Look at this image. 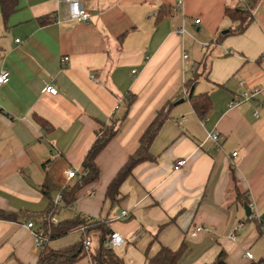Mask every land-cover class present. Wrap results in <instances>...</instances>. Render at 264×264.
<instances>
[{
	"label": "crops",
	"instance_id": "1",
	"mask_svg": "<svg viewBox=\"0 0 264 264\" xmlns=\"http://www.w3.org/2000/svg\"><path fill=\"white\" fill-rule=\"evenodd\" d=\"M84 5L86 23L57 19L66 0H18L7 22L0 5V71L10 72L0 87V211L13 215L0 219V264H38L44 248L81 239L77 230L39 248L27 224L40 229L58 194L77 182L64 173L84 169L97 136L111 127L118 132L97 157L98 179L55 222L77 215L107 222L123 239L113 251L125 264H148L162 246L184 247L179 264H212L221 252L227 264H264V0L239 35L227 33L239 23L226 14L239 0ZM195 75L194 94L212 103L205 120L183 94ZM253 88L261 93L232 106ZM169 103L153 161L136 166L112 202L108 187ZM90 241L73 264H94L97 241Z\"/></svg>",
	"mask_w": 264,
	"mask_h": 264
},
{
	"label": "trees",
	"instance_id": "2",
	"mask_svg": "<svg viewBox=\"0 0 264 264\" xmlns=\"http://www.w3.org/2000/svg\"><path fill=\"white\" fill-rule=\"evenodd\" d=\"M259 0H249L246 8H235L234 10L227 9L226 14L234 22H238L239 25L234 29H231L228 34L239 35L242 34L247 25L252 20V11ZM18 0H0L1 13L3 20L7 22L15 8L17 7ZM245 15V16H244ZM199 76L195 75L189 80L184 88L186 94L184 98L190 101L192 108L196 115L201 119L205 120L207 114L210 112L212 103L208 94H194L195 85L199 80ZM133 100H129L128 105H131ZM171 103L167 104L155 117L153 122L146 129L140 139L139 149L133 154L125 166L120 170L114 180L111 182L107 190V198L112 202H116L120 197V188L125 181L132 175L133 170L139 164L146 161H153L150 154V147L158 135L164 122L168 119V110L171 107ZM44 125L41 119H38ZM115 127L105 128L100 135L97 136L96 141L88 152L83 167L87 172V175L69 188L62 191V202L61 206L56 205L53 201L43 215L40 223V230H42L44 236L47 237L48 241L60 239L67 236L68 234L85 228L81 239L61 250H51L44 248V251L39 257L38 264H73L74 262L81 259L85 254V241L95 239L97 241V248L95 254L91 256L94 264H125L113 250L105 248L104 244L107 238L113 233L107 222L96 221L90 222L85 217L77 215L74 218L64 219L58 222H53L55 218L62 210L70 209L76 199V194L86 185L95 181L99 177V168L97 166V157L106 147V145L113 139L117 134ZM236 188L238 190L237 184ZM45 195H48L47 190H43ZM0 219L12 220L13 215L0 211ZM45 247V246H44ZM184 254V247L178 250H172L162 246L159 251L148 259V264H179ZM212 264H227L226 254L221 252ZM252 264H263V262L252 263Z\"/></svg>",
	"mask_w": 264,
	"mask_h": 264
},
{
	"label": "built area",
	"instance_id": "3",
	"mask_svg": "<svg viewBox=\"0 0 264 264\" xmlns=\"http://www.w3.org/2000/svg\"><path fill=\"white\" fill-rule=\"evenodd\" d=\"M249 0H239V8L243 9L246 8L247 6V2ZM178 4L182 3V0H177ZM67 3V8H66V12L63 15V17H61V15L58 13L57 14V19L61 20L63 18V20H67V21H74V22H79V23H86L89 21L91 15L90 12L86 9L85 5H84V0H66ZM201 21L199 19L195 20L196 24H199ZM179 34H184V29H180L178 31ZM19 42V40L17 41ZM184 59H187V55H184ZM68 58L64 59V62H67ZM10 81V72L6 69H3L0 71V87L8 84ZM242 85H246L245 82L241 83ZM45 91L52 94V95H57L58 91L57 89L53 86V85H47L45 87ZM261 93V90L258 88H253L249 91H246L244 93H242L241 95H239L238 97L235 98V100L233 101L232 106L236 107L238 106L240 103L242 102H246L249 100L254 99L256 96H258ZM183 94H186V89L183 90ZM117 108V107H116ZM258 113H255V116H257ZM210 139L212 140V142L214 143V145H216L217 147L220 146L219 140L220 137L218 134H211L210 135ZM233 156H237V153H233ZM186 161L185 160H180L177 162L175 169H179L181 167H183L185 165ZM64 175L66 176V179L68 181L71 180H80L82 179L84 176L87 175V172L82 169V170H77V169H69L67 170ZM66 189V188H65ZM57 204L60 205L62 202V192L58 194L57 200H56ZM122 219L127 218L128 217V213L126 211H124L121 216ZM88 221L90 222H96L98 221L96 218L94 217H85ZM53 221L55 222V220L53 219ZM27 227L32 230V234L35 238V243L36 246L39 248H43L46 244L47 237L44 236L42 230L40 229H36L33 223H28ZM201 230V229H198ZM80 231L83 233L85 231V228L82 227L80 229ZM123 244V239L122 237L118 234V233H112L107 240L105 241V248L107 249H111L113 250L116 247H119ZM85 246V250L88 252L91 248V241L90 240H86L84 243ZM245 256L249 259V260H253V255L250 252H246Z\"/></svg>",
	"mask_w": 264,
	"mask_h": 264
},
{
	"label": "water",
	"instance_id": "4",
	"mask_svg": "<svg viewBox=\"0 0 264 264\" xmlns=\"http://www.w3.org/2000/svg\"><path fill=\"white\" fill-rule=\"evenodd\" d=\"M245 211H246L247 216H251L252 211L249 205H245Z\"/></svg>",
	"mask_w": 264,
	"mask_h": 264
},
{
	"label": "rangeland",
	"instance_id": "5",
	"mask_svg": "<svg viewBox=\"0 0 264 264\" xmlns=\"http://www.w3.org/2000/svg\"><path fill=\"white\" fill-rule=\"evenodd\" d=\"M245 16V15H244ZM61 215H62V213H61ZM78 231H80V229L78 230ZM81 232V231H80Z\"/></svg>",
	"mask_w": 264,
	"mask_h": 264
}]
</instances>
